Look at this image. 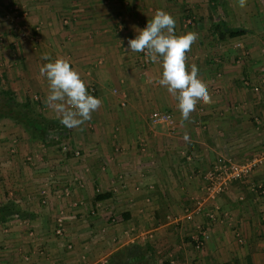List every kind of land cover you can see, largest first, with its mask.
Instances as JSON below:
<instances>
[{
	"label": "crops",
	"instance_id": "crops-1",
	"mask_svg": "<svg viewBox=\"0 0 264 264\" xmlns=\"http://www.w3.org/2000/svg\"><path fill=\"white\" fill-rule=\"evenodd\" d=\"M15 1L32 38L9 25ZM159 9L176 18L177 34L198 36L186 62L211 102L191 123L159 85L160 62L127 49ZM45 53L69 59L102 100L78 128L45 103ZM0 78L58 128L14 138L21 161L0 150V204L27 214L0 223V264H107L135 243L155 247V264H264V164L215 198L204 190L215 165L264 154V0H0ZM156 110L175 125L153 124ZM202 231L209 237L196 247Z\"/></svg>",
	"mask_w": 264,
	"mask_h": 264
},
{
	"label": "clouds",
	"instance_id": "clouds-1",
	"mask_svg": "<svg viewBox=\"0 0 264 264\" xmlns=\"http://www.w3.org/2000/svg\"><path fill=\"white\" fill-rule=\"evenodd\" d=\"M237 2L240 8L247 5V0ZM136 31L135 38L128 40L127 49L135 53L144 52L153 63L160 62L162 74L159 85L176 97L182 121L191 123L199 105L211 102L197 66L186 62L187 54L198 39L197 34H177L176 18L163 9L157 10L146 26ZM42 60L47 61L40 68V74L48 82L45 103L55 112L60 124L67 129H75L90 121L102 100L88 90L78 69L65 57L52 59L45 53ZM184 140L189 141V137L185 135Z\"/></svg>",
	"mask_w": 264,
	"mask_h": 264
},
{
	"label": "trees",
	"instance_id": "trees-1",
	"mask_svg": "<svg viewBox=\"0 0 264 264\" xmlns=\"http://www.w3.org/2000/svg\"><path fill=\"white\" fill-rule=\"evenodd\" d=\"M245 31H233L232 37L240 36ZM36 102V101H35ZM10 118L23 126L32 138H44L50 131L58 130L56 122L48 120L43 113L36 110L33 101L21 102L11 89L4 87L0 78V119ZM49 131V132H48ZM110 194H97L95 200H101ZM23 212L15 203L0 204V223H5L12 217H24ZM155 247L151 244H131L114 252L107 264H155ZM160 264H168L162 262Z\"/></svg>",
	"mask_w": 264,
	"mask_h": 264
},
{
	"label": "built area",
	"instance_id": "built-area-1",
	"mask_svg": "<svg viewBox=\"0 0 264 264\" xmlns=\"http://www.w3.org/2000/svg\"><path fill=\"white\" fill-rule=\"evenodd\" d=\"M12 13L16 14L15 22L13 21V28L16 31L20 39H28L34 36V32L30 29L27 23L22 19L26 16V13L22 10L20 5H15ZM238 46V45H236ZM150 118L153 124H164L169 127L175 125V118L171 112L167 111H153L150 114ZM264 164V154L254 156L253 158L236 162L228 160L226 163L217 164L213 168L209 169L205 174L206 184L204 187L205 193L210 198H215L219 194L223 193L233 182L242 181L246 179L256 168ZM188 220H192L193 213L186 215ZM169 219H172L169 217ZM60 227L62 226L59 223ZM58 233L61 234L60 229ZM209 235L206 231H202L196 238V247H201ZM174 264V261L172 262Z\"/></svg>",
	"mask_w": 264,
	"mask_h": 264
},
{
	"label": "rangeland",
	"instance_id": "rangeland-1",
	"mask_svg": "<svg viewBox=\"0 0 264 264\" xmlns=\"http://www.w3.org/2000/svg\"><path fill=\"white\" fill-rule=\"evenodd\" d=\"M15 5H20V4L18 2L13 3L12 6L10 7V9H9L10 12L8 13V15H11V17H12L11 19L13 21H15V19H16V14L15 13H12V11H13L12 8ZM11 24L13 25V22L12 21L10 22L9 25H11ZM23 132L25 133L26 131H25V129L21 125H16V124L9 123V121H7V120L5 122L4 121H0V150H3L4 155L5 154H8V155L12 156V154H15L14 155V158L17 161H21V159H18V157L16 156V152L18 153V156L19 157L21 156L20 155L21 148L18 149V147H17L18 146V144H17L18 143L17 142L18 139H17L16 142H14V146H10V144L14 141V138L15 139L18 138L19 136H21V134H23ZM28 135L29 134L26 132V136H28ZM24 162H26L27 166H30V164L36 163V160L35 159H32V158L31 159L24 158ZM9 166H12V165H9ZM2 168L5 169V170H7L6 166H4ZM2 178L3 179H1V181H2V183H4L5 182V177H4L3 174H2ZM44 194H46V192ZM1 197H3V196H1ZM170 216H171V218L173 217L172 215H170ZM167 219L170 220L168 217H167ZM59 223H61V225H62L61 227L59 225V227L62 228L63 227V223H64V219L62 217L59 218ZM61 233H62V230H61Z\"/></svg>",
	"mask_w": 264,
	"mask_h": 264
}]
</instances>
